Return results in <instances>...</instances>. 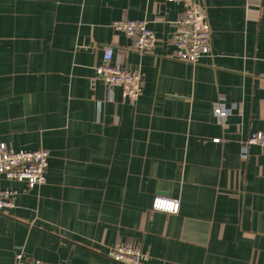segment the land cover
Here are the masks:
<instances>
[{
  "label": "crops",
  "instance_id": "obj_1",
  "mask_svg": "<svg viewBox=\"0 0 264 264\" xmlns=\"http://www.w3.org/2000/svg\"><path fill=\"white\" fill-rule=\"evenodd\" d=\"M201 4L212 54L191 64L171 42L189 0H0V143L50 153L42 186L0 176L18 192L0 264H117L116 244L143 264H264V148L241 156L264 132V0ZM123 18L148 22L151 52L113 29ZM109 46L140 78L135 102L96 78ZM157 195L179 214L153 210Z\"/></svg>",
  "mask_w": 264,
  "mask_h": 264
},
{
  "label": "built area",
  "instance_id": "obj_2",
  "mask_svg": "<svg viewBox=\"0 0 264 264\" xmlns=\"http://www.w3.org/2000/svg\"><path fill=\"white\" fill-rule=\"evenodd\" d=\"M173 2L175 0H166ZM190 5L183 18L175 23L171 38L175 57L183 62L197 64L212 54L211 30L206 8L201 0H189ZM115 31L122 32L133 40L134 49L139 53L151 52L156 44V37L145 20L123 18L113 22ZM114 48L109 46L103 50L102 62L96 67V78L102 80L110 91L121 89L124 98L135 102L141 94L140 78L121 63H114ZM213 113L223 125L232 113L224 102H215ZM215 142H219L216 139ZM259 145L264 148V132H254L242 145L241 156L248 158L249 147ZM50 153L40 149L34 151L15 150L11 145L0 143V176L10 181L27 184L30 190L42 186L47 180ZM18 192L14 189L0 191V212H6L15 205ZM152 209L168 214H179L181 201L157 195L152 202ZM108 257L117 264H143L148 255L142 253L132 244H116L111 247ZM14 264H52L42 260H31L22 252L15 253Z\"/></svg>",
  "mask_w": 264,
  "mask_h": 264
}]
</instances>
